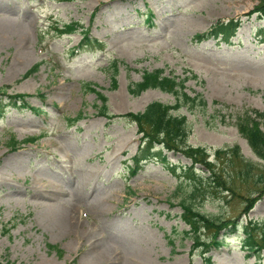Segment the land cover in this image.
<instances>
[{
  "label": "rangeland",
  "instance_id": "rangeland-1",
  "mask_svg": "<svg viewBox=\"0 0 264 264\" xmlns=\"http://www.w3.org/2000/svg\"><path fill=\"white\" fill-rule=\"evenodd\" d=\"M259 1L0 0V87L6 86V94L30 95L26 101L36 109L14 107L0 95L6 105L0 117V262L203 264L208 258V264H264V252L258 260L240 248V227L225 235L223 245L191 253L177 204L189 191L178 167L190 162L169 152L174 172L150 160L129 174L139 135L133 122L115 116L153 100L173 103L159 89L134 97L126 88L144 70H171L189 76L185 91L205 100L203 111L178 112L188 120L187 143L208 150L237 144L245 158L257 160L234 118L247 109L264 110V42L258 33L263 22L245 16ZM231 18H240L241 25L229 44L218 36L193 40L216 20ZM69 21L89 27L99 46L74 51L81 33L58 35L53 29ZM36 63V71L21 78ZM86 83L104 93L106 111L115 117L97 112L100 101ZM260 126L264 131V118ZM29 137L35 139L22 142ZM35 181L42 185L33 187ZM193 205L217 217L245 219L239 200L207 196ZM70 209V226L64 228L57 218ZM262 217L263 196L246 215ZM47 244L57 245L61 256Z\"/></svg>",
  "mask_w": 264,
  "mask_h": 264
},
{
  "label": "trees",
  "instance_id": "trees-1",
  "mask_svg": "<svg viewBox=\"0 0 264 264\" xmlns=\"http://www.w3.org/2000/svg\"><path fill=\"white\" fill-rule=\"evenodd\" d=\"M96 10L97 8L91 12V15H94ZM252 14L264 20V0H260L245 13L247 17ZM240 22V18H231L227 21L216 20L210 24L206 31L195 34L193 40L200 42L218 36L220 40L228 44L230 42L228 39L233 35ZM53 29L58 35L79 30L82 38L74 46V51L90 46H99V42L88 35L89 27L84 28L79 22H63L54 25ZM38 66L39 63H36L25 70L21 78H26L35 72ZM110 67L112 70L111 85L114 88L116 84L115 75L118 71L117 60H113ZM190 76H195V74L190 73ZM188 78L189 76L174 75L171 70L168 74H164L163 68H157L144 70L139 80L127 83V92L134 97L147 89H159L174 97L173 103L166 104L159 100H153L137 112L127 111L124 114L115 115L133 122L136 127L135 132L137 135L139 134L138 146L131 157V164L127 167L128 173H136L143 162L150 160L157 161L174 172L176 167L168 161L167 153L181 154L190 162L178 167V173L189 184V191L185 198H181L177 202L181 209L178 217L188 228L184 231V235L192 241L191 253L198 251V249H204L202 251L204 253L209 246L215 247L224 244V235L236 232V225L238 224L242 234L240 248L259 260L262 252H264V219H245L243 224H240L237 217L221 218L210 213H204L193 205V201L196 198L205 199L207 196L220 198L225 203L229 200H239L242 204L239 214H245L251 209L255 201L262 196L264 197V131L260 126V122L264 118V110L247 109L236 114L234 118V127H236L240 137L245 139L247 146L257 160L245 158L237 144L215 147L211 150H208L206 145L191 146L187 143V137L190 133L188 120L184 114L178 112L181 108L190 112L197 107L203 111L205 100L198 93L189 95L185 91L184 82ZM89 85V83L84 84L85 88L93 91L97 100L100 101L97 112L107 119L115 117L106 111L107 97L104 93L102 94ZM5 89L6 86L0 87V95L7 98L11 105L16 106L18 102V105L28 106L36 110L29 106L26 101L30 95L22 93L10 95L6 94ZM1 100L0 117L4 111ZM79 117L80 114L68 119V124H72ZM33 138L29 137L23 142H29ZM9 144L13 148L17 142L10 137ZM239 183L243 185L238 187L237 184ZM250 183L253 188L249 189L247 186ZM202 231L208 232L204 238L201 235ZM168 240L173 243L170 238ZM47 246L54 250L55 255L61 256L62 250L57 245L47 244ZM208 262L209 260L206 258L203 264H208ZM0 264L11 263L1 261Z\"/></svg>",
  "mask_w": 264,
  "mask_h": 264
},
{
  "label": "bare ground",
  "instance_id": "bare-ground-1",
  "mask_svg": "<svg viewBox=\"0 0 264 264\" xmlns=\"http://www.w3.org/2000/svg\"><path fill=\"white\" fill-rule=\"evenodd\" d=\"M4 22V21H3ZM8 24V23H7ZM5 25V24H4ZM8 26V25H7ZM6 26V27H7ZM6 29V28H5ZM3 31V30H2ZM1 33V32H0ZM5 34V33H4ZM8 34V33H7ZM10 34V33H9ZM3 35V34H2ZM6 35V34H5ZM2 37V36H1ZM9 38V37H8ZM39 185H42V184H40V182L39 181H35L34 183H33V187H38ZM56 186L57 185H55V184H53L52 186H51V188L52 189H56ZM61 187V186H60ZM82 188V187H81ZM50 190V189H49ZM50 194V193H49ZM61 194V193H60ZM48 199H49V197H48ZM72 210L70 209L69 211H66L65 213H63V214H61L60 216H59V218H57L58 219V223H60V225L62 226V227H64V228H66V226H70V219H71V216H72V214H73V212H71ZM93 257V256H92ZM100 258V257H99ZM98 262V261H97ZM106 262V261H105Z\"/></svg>",
  "mask_w": 264,
  "mask_h": 264
}]
</instances>
